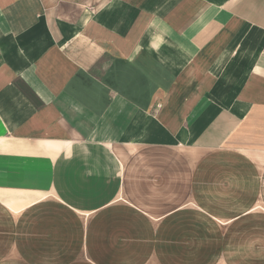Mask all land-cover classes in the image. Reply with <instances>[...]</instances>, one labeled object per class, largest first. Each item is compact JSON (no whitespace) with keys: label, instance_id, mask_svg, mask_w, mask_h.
I'll return each instance as SVG.
<instances>
[{"label":"crops","instance_id":"obj_1","mask_svg":"<svg viewBox=\"0 0 264 264\" xmlns=\"http://www.w3.org/2000/svg\"><path fill=\"white\" fill-rule=\"evenodd\" d=\"M0 264H264V0H0Z\"/></svg>","mask_w":264,"mask_h":264},{"label":"rangeland","instance_id":"obj_2","mask_svg":"<svg viewBox=\"0 0 264 264\" xmlns=\"http://www.w3.org/2000/svg\"><path fill=\"white\" fill-rule=\"evenodd\" d=\"M3 216L5 217V214H4V212H2V213H1V217H3ZM2 221L4 222V220H2Z\"/></svg>","mask_w":264,"mask_h":264}]
</instances>
